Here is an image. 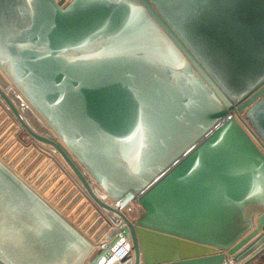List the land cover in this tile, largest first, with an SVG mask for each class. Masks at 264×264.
Here are the masks:
<instances>
[{"label": "water", "instance_id": "water-1", "mask_svg": "<svg viewBox=\"0 0 264 264\" xmlns=\"http://www.w3.org/2000/svg\"><path fill=\"white\" fill-rule=\"evenodd\" d=\"M263 224L264 0H0V264H219Z\"/></svg>", "mask_w": 264, "mask_h": 264}, {"label": "crops", "instance_id": "crops-1", "mask_svg": "<svg viewBox=\"0 0 264 264\" xmlns=\"http://www.w3.org/2000/svg\"><path fill=\"white\" fill-rule=\"evenodd\" d=\"M252 222L254 225V219ZM263 230H264V224L262 226V231L258 232L254 237L249 239L246 243H244L241 247H239L233 254L229 255V254H226L225 251H223V254H224L223 259L219 264H236V262H239V264H264V259H261L262 257H264V247L262 249H260L259 251H257L259 249V247L264 244V241L260 245L255 247V249L253 251H251L250 253L245 255V257H243L240 261H235L236 257L240 253L245 252L255 242V239L264 233ZM254 252H256V253H254ZM249 256H251V257H249ZM245 258H248V259L243 261Z\"/></svg>", "mask_w": 264, "mask_h": 264}, {"label": "bare ground", "instance_id": "bare-ground-1", "mask_svg": "<svg viewBox=\"0 0 264 264\" xmlns=\"http://www.w3.org/2000/svg\"><path fill=\"white\" fill-rule=\"evenodd\" d=\"M64 2L65 1H67V0H63ZM249 134V133H248ZM249 136H250V134H249ZM251 137V136H250ZM252 138V137H251ZM253 139V138H252ZM132 203H134L133 201H130V202H128V204L124 207V210H126ZM139 216V214H137V216L136 217H138ZM112 218H115V216H111ZM135 217V218H136ZM124 243H125V247H123L122 249H120L121 251H124V249H128V251L127 252H129L130 251V241L128 240V239H124V241H123ZM123 242H122V244H123ZM102 246L103 245H99L98 246V250L97 251H99V250H101V248H102ZM110 253H109V256H107L105 259H104V261H103V263L102 264H113L114 262H116L117 260H119V254L117 253V252H114V251H109ZM83 262H85V263H83ZM81 264H90L89 263V261L88 260H86V259H84L83 258V260H82V262H81Z\"/></svg>", "mask_w": 264, "mask_h": 264}, {"label": "rangeland", "instance_id": "rangeland-1", "mask_svg": "<svg viewBox=\"0 0 264 264\" xmlns=\"http://www.w3.org/2000/svg\"><path fill=\"white\" fill-rule=\"evenodd\" d=\"M21 136V139H26L27 140V138H28V136L27 135H23V134H21L20 135ZM137 209V210H136ZM126 213L129 215H131V216H134V217H136L137 216V214H138V212L137 211H139V209L138 208H136V206H135V203H132L126 210ZM112 218V217H111ZM111 218H109V220L111 221L112 219ZM85 247H80V248H74V250H72L71 252H70V254H72V255H74V254H76V253H82L85 249H84ZM119 252V251H118Z\"/></svg>", "mask_w": 264, "mask_h": 264}, {"label": "built area", "instance_id": "built-area-1", "mask_svg": "<svg viewBox=\"0 0 264 264\" xmlns=\"http://www.w3.org/2000/svg\"><path fill=\"white\" fill-rule=\"evenodd\" d=\"M54 1H57V0H54ZM128 204V203H127ZM126 204V205H127ZM125 205V206H126ZM125 206H123L121 209H120V211L125 215V217L129 220V222H133V220L135 219V217L134 216H131L130 214L128 215L127 213H126V211L124 210V207ZM135 206H136V208H138L139 209V211H137L138 212V214L140 213V211H141V207L138 205V204H136L135 203ZM137 210V209H136ZM123 247H125V243L123 242V244L121 243L120 244V249H122ZM128 251V249H124V251H121L122 253L123 252H127Z\"/></svg>", "mask_w": 264, "mask_h": 264}]
</instances>
